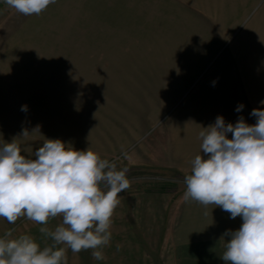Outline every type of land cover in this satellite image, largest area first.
I'll return each mask as SVG.
<instances>
[{
    "label": "rangeland",
    "instance_id": "obj_1",
    "mask_svg": "<svg viewBox=\"0 0 264 264\" xmlns=\"http://www.w3.org/2000/svg\"><path fill=\"white\" fill-rule=\"evenodd\" d=\"M251 21L264 32V0H56L31 16L0 0V146L15 139L35 158L45 139H61L128 168L105 259L68 250L67 264H225L224 241L191 237L200 224L177 205L185 174L158 167V129L184 107L201 112L197 81L219 55L243 52ZM186 71L196 80L184 94ZM161 73L177 89L158 91ZM40 227L0 218V236L30 234L43 248L52 241Z\"/></svg>",
    "mask_w": 264,
    "mask_h": 264
},
{
    "label": "clouds",
    "instance_id": "obj_2",
    "mask_svg": "<svg viewBox=\"0 0 264 264\" xmlns=\"http://www.w3.org/2000/svg\"><path fill=\"white\" fill-rule=\"evenodd\" d=\"M4 2L31 16L56 0ZM250 115L255 124L243 117L226 123L217 116L213 124L201 126V154L190 161V173L184 176V202L214 205L242 220L237 230H226L220 238L225 264H264V109L255 108ZM31 133L24 129L22 136ZM122 155L127 159L126 152ZM34 157L23 155L15 139L0 146V218L9 224L21 218L39 224V232L52 243L41 248L32 235H14L9 229L0 236V264H67L68 250H91L94 260H104L119 194L130 187L128 168L61 139H45ZM57 217L61 222L53 230L48 225Z\"/></svg>",
    "mask_w": 264,
    "mask_h": 264
},
{
    "label": "crops",
    "instance_id": "obj_3",
    "mask_svg": "<svg viewBox=\"0 0 264 264\" xmlns=\"http://www.w3.org/2000/svg\"><path fill=\"white\" fill-rule=\"evenodd\" d=\"M253 26L257 24L251 21L250 30L255 32L242 38L243 52L219 55L214 68H209L197 81V86L202 84L203 90L207 88L204 91L207 95L205 94L202 103H198L202 105L201 112L190 117L188 107H184L177 115L172 114L169 117L167 126H160L158 129L159 168L182 174L190 173V161L201 154V141L198 138L201 126L207 127L213 124L217 116H223L226 123L235 124L240 117H243L248 124L256 123V118L250 113L255 108L264 109V104L260 103L264 100V32H261L262 28ZM208 61L211 63L212 60ZM194 75L195 72L194 74L191 71L185 72L184 79L190 80L180 83H184L183 88H186L184 94H187L194 84L196 80ZM171 77L176 78V75L163 76L162 73L158 75V91L164 86L177 89L179 82L173 81ZM171 91L178 93L177 90L171 89ZM159 101L158 103H161V99ZM241 104L244 107L237 112L236 108ZM159 106L158 124L164 116V112L160 109L161 104ZM228 135L231 138V133ZM177 205L186 207L190 214L189 220L200 224L195 227L200 232L191 236L197 240L223 241L220 238L226 230H237L242 224L240 217L231 219L230 213L214 205L205 208L196 202L186 203L183 199L177 202ZM178 216L172 220H179ZM224 239L227 240L230 237H224ZM190 241L194 240L190 239Z\"/></svg>",
    "mask_w": 264,
    "mask_h": 264
}]
</instances>
